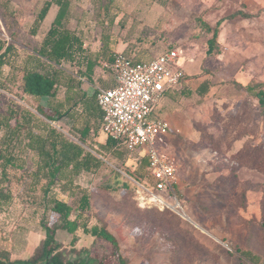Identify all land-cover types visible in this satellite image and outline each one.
I'll list each match as a JSON object with an SVG mask.
<instances>
[{"label": "rangeland", "instance_id": "1", "mask_svg": "<svg viewBox=\"0 0 264 264\" xmlns=\"http://www.w3.org/2000/svg\"><path fill=\"white\" fill-rule=\"evenodd\" d=\"M41 1L10 0L8 17L3 20L0 16V40L5 45L13 44L16 50L13 64L2 67V76L13 80L6 79L7 88H0V107L11 99L37 116L35 107L44 106L47 99L21 100L15 92L19 90L23 59L41 42L53 15V11L48 13L49 20L46 17L35 36L29 34ZM118 2L123 10L119 14L121 22L112 30L130 41L131 55L137 54L135 47L141 50L138 53L144 54L143 59L155 58L169 48H176L182 57L183 77L197 75L199 81L205 82L198 89L200 93L184 97L175 92L161 105L163 117L170 126L161 146L175 160L178 176L175 192L184 214L139 208L131 189L108 187L109 183H120L128 175L121 159L96 149L97 143L105 138L100 128L98 138L94 137L92 142H96L93 147L103 166L97 174L83 173L76 178L77 183L88 187L91 195L89 225L97 219L104 220L129 264H176V261L252 264L239 253L241 250L254 252L264 264V173L251 167L250 157L262 150L260 158L264 159V119L256 98L236 84L264 81V0ZM200 19L211 28L219 19H224L212 55L206 53L212 32L201 29ZM66 23L83 37L90 50L98 48L100 26L90 0H72ZM62 67L80 81V88L89 95L97 88L112 84L106 63L95 67L91 81L78 72L83 67L69 62H63ZM63 94L61 86L56 98L62 99ZM80 121L74 123L79 125ZM72 123L65 119L50 122L67 138L79 142ZM26 152L22 149L19 152L21 160L30 159L32 153ZM246 152L250 154L246 156ZM144 154L145 150H136L133 155ZM30 165L33 167L31 161ZM24 168L8 167V181H0V186L10 194L9 201L0 202V250L10 253L8 260L2 256L0 260L6 263L19 262L32 255L44 237L42 221L49 217L50 202L40 189L41 183L32 190L31 176H27ZM1 177L0 166V180ZM53 188L58 198L75 206V199L68 197L66 191L57 186ZM55 238L67 259L81 255L77 251L69 253L72 248H88L89 257L95 259L93 262L117 264L115 249L110 243L94 240L81 229L76 231L74 245H71L72 235L66 231L58 230ZM181 238L185 242L180 243Z\"/></svg>", "mask_w": 264, "mask_h": 264}, {"label": "trees", "instance_id": "2", "mask_svg": "<svg viewBox=\"0 0 264 264\" xmlns=\"http://www.w3.org/2000/svg\"><path fill=\"white\" fill-rule=\"evenodd\" d=\"M9 2L10 0H0V16L3 20L8 17ZM90 2L94 7L95 20L100 26L96 42L98 48L95 51L90 50L83 37L66 23L71 13L72 0L41 1L30 25L29 34L35 36L38 33L50 9L54 8V14L41 42L33 48L31 54L26 55L23 59L19 90L15 93L21 100L27 97H32L36 101L46 98L47 103L44 106L37 104L35 107L39 116L26 106L11 99L0 107V131L2 132L0 136L2 171L0 181H8V167H25L27 176H31V189L36 190L41 183L40 189H43L45 197L50 202L49 217L42 221L44 237L32 255L19 262L6 263L3 261L6 264H102L100 260L93 262L95 259L89 257L91 250L88 248L78 250L72 248L69 253L77 251L78 254H83L85 257L79 255L74 259H67L65 250L55 238L58 229L72 235L71 245L77 241L76 231L78 229L92 236L94 240L106 241L115 249L116 263L129 264L128 258L119 252L117 238L108 230L104 220L97 219L96 223L89 225L87 213L91 208V195L88 187L76 182L77 176L82 172L97 174L102 167L103 161L97 156L96 149L110 152L114 158L121 159V166H123L125 174L137 181H142L149 171L146 156L134 157L135 151L128 150L122 143L112 139L104 131V140L97 143L98 148L93 147L96 142H92V139L98 138L99 130L102 128V112L97 104V89L90 95L87 94L80 88V81L68 75L62 67L63 62L83 67L84 70H78V72L91 81L95 67L112 62L116 55L117 37L112 33V28L121 22L118 15L122 8L118 0H90ZM223 20L219 19L213 28L206 21L199 20L201 29L212 32V36L207 40V55H212L216 49L219 27ZM123 52L135 62L152 59H140L136 56L140 53L131 55L129 52ZM15 53L13 44L5 45L0 40L1 89L7 88L8 80L6 79L13 80V78L2 76V67L8 63L13 64L12 59L13 61L16 59ZM204 82L199 81L197 75L192 78L182 77L178 86L164 92L158 110L159 116L163 117L162 102L171 94L179 92L182 96L189 97L193 93H200L198 89ZM207 82L209 83V81ZM236 84L248 95L256 98L264 119V81H253L247 84L236 82ZM61 86L64 87V94L63 98L58 100L56 96ZM61 119H65L67 122L73 121L71 126L79 136V142L67 138L50 124L51 121H60ZM79 120L81 123L78 125L76 123ZM84 145L92 151L85 148ZM21 149L27 150L26 154L32 153L30 159H20ZM261 153L262 150L255 154L246 152V156L250 154L251 167L264 173V159L260 158ZM33 156L34 161H32ZM30 161L33 167L30 165ZM123 177L124 180L120 183H109L107 186L110 188L122 187L126 191L131 189L135 201V187L128 178ZM42 180L45 182L42 183ZM53 186L59 187L61 191H66L68 197L75 199V206H72L66 199L58 198L53 192ZM9 200L8 190L4 186H0V202ZM139 208L158 207L147 205ZM158 209L159 211L170 210L168 208ZM183 242L185 239L181 238L180 243ZM239 253L252 264H261L259 256L254 252L241 250ZM0 256L8 260L10 253L7 250H0ZM175 263L182 264L181 261Z\"/></svg>", "mask_w": 264, "mask_h": 264}, {"label": "built area", "instance_id": "3", "mask_svg": "<svg viewBox=\"0 0 264 264\" xmlns=\"http://www.w3.org/2000/svg\"><path fill=\"white\" fill-rule=\"evenodd\" d=\"M181 60L176 48L138 62L118 52L108 64L113 85L97 88L103 131L128 150H145L148 173L142 181L128 176L135 187L136 204L168 208L179 215L184 212L175 192L176 163L161 146L170 126L158 110L164 92L178 86L183 77Z\"/></svg>", "mask_w": 264, "mask_h": 264}, {"label": "crops", "instance_id": "4", "mask_svg": "<svg viewBox=\"0 0 264 264\" xmlns=\"http://www.w3.org/2000/svg\"><path fill=\"white\" fill-rule=\"evenodd\" d=\"M50 11H53V14H54V8H52V9H50ZM49 11V12H50ZM122 11L123 10H121L120 11V13L119 14H121L122 13ZM119 16V15H118ZM47 17V16H46ZM52 17H53V15H52ZM52 17L50 18V21H51V19H52ZM48 18V17H47ZM47 18H45V19H47ZM49 18L47 19V21L49 20ZM50 21L47 23V26H46V28L48 27V25H49V23H50ZM45 28V29H46ZM112 33L114 34V35H116V37H117V41H116V44H115V52L116 53H118V52H123V51H128V52H132V49L129 47L130 45H129V42H128V40H126V38L125 39H122V37L117 33V32H115V31H113L112 30ZM96 45H98V43L96 44ZM138 48L137 47H135V51L137 50ZM141 51V50H140ZM133 53V52H132ZM136 53V52H135ZM137 53H138V50H137ZM138 58H143V56H144V54L142 53V52H140V54L139 55H136ZM109 64V63H108ZM107 64V65H108ZM110 73H111V71H110ZM112 74V73H111ZM111 81H112V84L111 85H113V80H112V77H111ZM103 166V165H102ZM83 173H85V172H82L79 176H81ZM79 176H77V178L79 177ZM178 177V176H177ZM177 182H178V179H177ZM80 184H81V182H79ZM111 184H114V183H111ZM83 185V184H82ZM59 230V229H58ZM57 230V231H58ZM57 231H56V233H57ZM82 255L83 254H81L80 256L82 257Z\"/></svg>", "mask_w": 264, "mask_h": 264}, {"label": "water", "instance_id": "5", "mask_svg": "<svg viewBox=\"0 0 264 264\" xmlns=\"http://www.w3.org/2000/svg\"><path fill=\"white\" fill-rule=\"evenodd\" d=\"M0 264H6L5 262H3L2 260H0ZM45 264H47V263H45Z\"/></svg>", "mask_w": 264, "mask_h": 264}]
</instances>
